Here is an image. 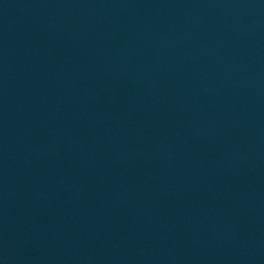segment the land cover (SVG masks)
Wrapping results in <instances>:
<instances>
[{
  "label": "water",
  "instance_id": "water-1",
  "mask_svg": "<svg viewBox=\"0 0 264 264\" xmlns=\"http://www.w3.org/2000/svg\"><path fill=\"white\" fill-rule=\"evenodd\" d=\"M0 264H264V0H0Z\"/></svg>",
  "mask_w": 264,
  "mask_h": 264
}]
</instances>
